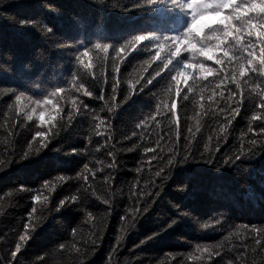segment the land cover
<instances>
[{
    "label": "trees",
    "instance_id": "obj_1",
    "mask_svg": "<svg viewBox=\"0 0 264 264\" xmlns=\"http://www.w3.org/2000/svg\"><path fill=\"white\" fill-rule=\"evenodd\" d=\"M175 4L0 0V89H13L0 92V264H264V66L257 36H241L255 51L239 77L231 69L236 59L248 63L247 52L229 37L216 52L223 64L203 57L182 33L204 21L190 25L191 13ZM215 27L197 39L210 38ZM136 35L149 39L132 48ZM224 47L232 49L231 62ZM201 63L217 71L202 78ZM177 71L186 82L176 84ZM114 81L118 106L109 112ZM130 84L135 95L121 103ZM41 112L45 121L56 118L41 125ZM249 149L257 155L235 159ZM173 150L188 160L169 165Z\"/></svg>",
    "mask_w": 264,
    "mask_h": 264
},
{
    "label": "snow or ice",
    "instance_id": "obj_2",
    "mask_svg": "<svg viewBox=\"0 0 264 264\" xmlns=\"http://www.w3.org/2000/svg\"><path fill=\"white\" fill-rule=\"evenodd\" d=\"M182 10H187V12L191 13V23L190 25L193 24L195 21H200L201 23L203 21H211V24L216 25V27L213 29V35L210 38H205V39H197L199 37L200 33L203 32L204 28L209 27V24L204 23V28L203 30L197 34L196 32L193 31L192 27H187V30H185L182 34L186 38H190L191 40L196 41L194 44H190L189 47L196 49V52L200 53L203 57H206L208 60H213L215 59V63L217 65H221L224 63V61L216 55L217 50H221L222 46L226 45V42L229 40V37H231L236 45H239L240 47L238 48V51L241 53L247 52V64L241 63L240 59H236V67L231 69V72L234 74H238L239 77H243L246 74V68L248 67L249 64L253 63V53L255 51V45H252L251 42H249L247 48L244 47V45L241 44V36L244 33H247L249 37H251L253 34H256L260 49H259V63L261 66H264V0H243V3H237L235 0H187L185 4H177ZM231 9V14H225V10ZM246 13H254L256 14L257 17H259V22L254 23L255 17L253 16H248L245 18ZM238 22L237 26L233 22ZM22 24L26 23H31L30 21H21ZM256 29H259V32H256ZM47 31H51V29H47ZM149 37L146 35H136L132 38V40L129 43V46L132 48L136 47V44L139 43L140 41L148 40ZM153 39H156V37H153ZM173 39H178V37H173ZM207 39H211L215 41V44L213 45H208L207 44ZM196 44H203V47L197 48ZM96 48L99 49L101 48L100 44L96 45ZM103 50L107 52L108 47L107 45L103 46ZM232 49L224 47L222 51L223 57H226L229 62L233 60V56L230 54ZM83 56H87L88 52L85 51ZM159 55V53H157ZM243 58V57H242ZM155 59V57H153ZM76 60L79 61L85 69H90L92 65L90 63H85L80 56H76ZM113 64L115 65V61H113ZM167 66V65H165ZM191 67V65H190ZM264 70V69H262ZM113 71L115 72L116 69L115 67L113 68ZM217 69L211 68V67H205L204 64H199V75L202 78H207L208 75H212L214 72H216ZM183 77L184 81L186 82L187 79L189 78L188 75L185 72L182 71H177L176 75L172 77V79L176 82L177 85L180 84L181 80L180 78ZM233 80L236 83L237 88L240 87V82L237 79L236 75H233ZM219 79V77H218ZM136 84L139 83V80H136ZM219 86V85H217ZM79 88L83 90V94L86 96L91 97L93 95L92 91L89 89L85 88L82 84L79 85ZM117 82H113L112 86V95L110 97V100L112 103L109 105L108 101H105L106 106H108V111L112 112L113 109H115L118 105L115 103L117 96ZM135 84H130L129 89L127 90V94L123 96L121 103L126 102L131 96L135 95ZM142 90V89H141ZM189 91H192L193 89L189 87ZM58 91H63V89H58ZM203 91V90H201ZM0 92H13V89L11 88H5V89H0ZM176 93L179 95L180 93V88H176ZM260 95V93H258ZM23 96V93L20 95L16 96L17 102L21 100ZM100 100L104 99L103 95V89H101L100 95L97 97ZM187 98V97H185ZM34 104H36L37 107H40V102L39 101H34ZM44 105L48 104V101L45 100L43 102ZM26 106H21L20 110H23V108ZM169 111H172L176 109L177 104L175 101L171 102L170 105L167 106ZM259 107L261 110H264V98L260 99L259 102ZM73 108H76V103L75 101L73 102ZM59 113L57 112V115ZM33 115H35V108L32 109L31 112L26 113V119L27 120H32ZM45 112H41L40 115L37 117L40 120L41 125H44L45 123L51 124L53 120H55V116L49 114L48 120L45 121L44 119ZM258 116H253V119H257ZM72 119L71 114H69V120ZM104 123V121H101V124ZM228 123H231V120L228 121ZM97 128L100 127L99 124L96 125ZM221 132H224L226 135V127H221L220 129ZM249 131H252L251 128H249ZM261 131L264 132V127L261 128ZM36 136L40 137L41 139H44L45 134L42 132H37ZM35 139V137H34ZM219 144V140L217 141ZM251 144L255 145L256 141L252 140L250 141ZM207 147V145H205ZM131 150V149H129ZM218 150V148H217ZM145 151H151V149L146 148ZM185 151H187L185 149ZM261 151H264V147L261 148ZM27 156V153L24 154ZM111 155V153H110ZM246 155L247 158H252L257 155V152L252 151L249 149V152L245 154L244 152H241L240 155H237L235 157L236 160H239L241 156ZM189 158L188 155H184L180 157L179 159L176 158L175 150H173V156L169 158L168 163L169 165H172L174 162H185ZM231 159V158H230ZM211 157L206 158V162H210ZM229 161H226V163ZM3 162L0 161V164ZM88 168V165H85V169ZM139 171V169H137ZM247 171V169H246ZM156 176H160L161 172H156ZM166 178V177H165ZM158 195V193H157ZM34 200H38L39 196L33 197ZM77 198L75 196L71 197V200L75 201ZM61 205L65 204L64 200L60 201ZM35 211V209H33ZM144 211H147L145 208ZM175 223V221H173ZM219 223V221H217ZM207 227V225H205ZM247 228V226H245ZM252 231H256L255 228L252 229ZM20 241H26L28 239L27 236L21 235L19 237ZM257 244H261V241L259 239L256 240ZM264 246V245H262ZM21 245L18 243L16 245V251L12 252V256L15 257L17 252L20 251Z\"/></svg>",
    "mask_w": 264,
    "mask_h": 264
},
{
    "label": "rangeland",
    "instance_id": "obj_3",
    "mask_svg": "<svg viewBox=\"0 0 264 264\" xmlns=\"http://www.w3.org/2000/svg\"><path fill=\"white\" fill-rule=\"evenodd\" d=\"M205 23L209 24V26L214 25V24H211V21H205ZM203 28H204V26H203ZM203 28H202V29H203Z\"/></svg>",
    "mask_w": 264,
    "mask_h": 264
},
{
    "label": "clouds",
    "instance_id": "obj_4",
    "mask_svg": "<svg viewBox=\"0 0 264 264\" xmlns=\"http://www.w3.org/2000/svg\"><path fill=\"white\" fill-rule=\"evenodd\" d=\"M190 27V26H189ZM187 30V29H186Z\"/></svg>",
    "mask_w": 264,
    "mask_h": 264
},
{
    "label": "bare ground",
    "instance_id": "obj_5",
    "mask_svg": "<svg viewBox=\"0 0 264 264\" xmlns=\"http://www.w3.org/2000/svg\"><path fill=\"white\" fill-rule=\"evenodd\" d=\"M220 194V193H219Z\"/></svg>",
    "mask_w": 264,
    "mask_h": 264
}]
</instances>
